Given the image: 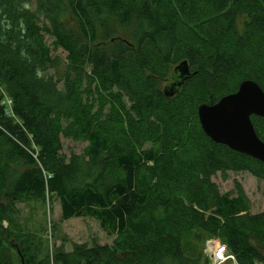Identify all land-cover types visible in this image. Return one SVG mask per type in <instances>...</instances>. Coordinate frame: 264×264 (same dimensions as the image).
I'll return each mask as SVG.
<instances>
[{
    "label": "trees",
    "instance_id": "trees-1",
    "mask_svg": "<svg viewBox=\"0 0 264 264\" xmlns=\"http://www.w3.org/2000/svg\"><path fill=\"white\" fill-rule=\"evenodd\" d=\"M202 8L228 45L197 31ZM260 35L264 0H0V264H209V238L237 264H264V212L250 213L238 184L232 196L211 181H264V163L212 142L197 117L244 80L264 91ZM183 61L189 78L166 96ZM251 121L264 142V119ZM62 138L86 146L66 157ZM52 197L62 219L93 217L112 244L40 256L37 240L2 227L15 203Z\"/></svg>",
    "mask_w": 264,
    "mask_h": 264
},
{
    "label": "rangeland",
    "instance_id": "rangeland-1",
    "mask_svg": "<svg viewBox=\"0 0 264 264\" xmlns=\"http://www.w3.org/2000/svg\"><path fill=\"white\" fill-rule=\"evenodd\" d=\"M34 8L35 5L32 2L30 9L33 10ZM207 9L202 8L196 10L201 20L200 23L203 26L202 30L198 29L197 31H201L203 36L211 44L220 46L228 45L226 38L222 35L221 26L217 20L214 21L212 19L208 11L209 9ZM107 22L109 26L113 28L117 27V24L112 19H108ZM257 38L252 43L251 55L253 58H262L264 56V36L260 35ZM52 42L53 39L46 37V44L50 49H52ZM53 56L59 59L60 64L56 70L51 69L48 73L51 76L54 75L56 80L65 70L66 53L58 49L53 52ZM248 57L250 58L251 56L248 55ZM85 85L88 86V83ZM59 87L61 88V84ZM125 104L126 107L129 106L126 98ZM104 114L106 116L107 112H104ZM127 124L125 123V128H127ZM150 143H145L143 148L150 147ZM62 144L63 148L61 153L66 157H69L71 154L80 155L86 146V143L74 142L66 138H62ZM4 159L8 162L10 172H20L23 169L20 162L16 161L14 163L13 160H8L7 156H4ZM227 175V180L223 181L218 173L211 178V181L218 186L222 194L228 193L232 196H235L238 192L236 187V184H238L250 202V213L254 215L262 214L264 212V181L244 171L228 172ZM2 227L8 230L13 237L28 238L32 242L37 240L39 242L38 252L40 256H43L46 250L49 253H54L56 250L70 252L75 245H84L87 247L96 244L111 245L115 238L114 235H110L104 231L100 227L99 222L93 217L85 216L69 220L62 219L59 201L54 197L46 199L45 203L30 199L15 203L14 209L10 212L9 219L2 222ZM11 257L10 264H18L13 254H11Z\"/></svg>",
    "mask_w": 264,
    "mask_h": 264
},
{
    "label": "water",
    "instance_id": "water-1",
    "mask_svg": "<svg viewBox=\"0 0 264 264\" xmlns=\"http://www.w3.org/2000/svg\"><path fill=\"white\" fill-rule=\"evenodd\" d=\"M175 70L179 80L166 87V96H173L189 78L186 61ZM252 116L264 119V91L252 80L242 81L236 92L221 97L215 104H201L197 109L201 130L212 142L264 163V142L255 132Z\"/></svg>",
    "mask_w": 264,
    "mask_h": 264
},
{
    "label": "built area",
    "instance_id": "built-area-1",
    "mask_svg": "<svg viewBox=\"0 0 264 264\" xmlns=\"http://www.w3.org/2000/svg\"><path fill=\"white\" fill-rule=\"evenodd\" d=\"M7 104L10 105V100L7 101ZM204 253L209 260V264H237L227 246L219 239L207 240L205 242Z\"/></svg>",
    "mask_w": 264,
    "mask_h": 264
}]
</instances>
